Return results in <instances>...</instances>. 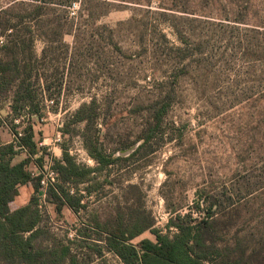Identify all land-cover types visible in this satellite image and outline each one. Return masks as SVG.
<instances>
[{"label":"rangeland","instance_id":"rangeland-1","mask_svg":"<svg viewBox=\"0 0 264 264\" xmlns=\"http://www.w3.org/2000/svg\"><path fill=\"white\" fill-rule=\"evenodd\" d=\"M0 38L33 98L31 108L15 103L16 88L1 93V118L14 126L22 106L37 108L42 155L93 171L69 186L60 176L84 209L56 212L48 197L43 254L68 239L77 264H123L96 253L94 226L143 228L133 245L155 242L152 231L171 240L212 207L225 224L218 250L264 264V0H0ZM133 144L143 147L118 156ZM96 148L122 160L100 169ZM30 195L22 188L13 207Z\"/></svg>","mask_w":264,"mask_h":264},{"label":"trees","instance_id":"trees-1","mask_svg":"<svg viewBox=\"0 0 264 264\" xmlns=\"http://www.w3.org/2000/svg\"><path fill=\"white\" fill-rule=\"evenodd\" d=\"M21 73L16 61L3 62L0 58V94L16 88L15 103L23 105L26 103L31 107L33 98L29 87L25 88L26 85H24L29 78L25 76L23 79L20 76ZM27 105L22 106V111L28 108L29 113H32V107L29 108ZM34 109L36 112L32 113L33 120L31 119V123L24 129L23 135L16 140L17 145L23 148V152L14 150L13 144L0 143V264H77V256L73 255L72 242L68 239H64L66 244L60 246V254L57 250L43 254L46 252L36 246L37 239L43 234V231L39 228L41 219L36 199L39 178H32L31 171L41 166L42 157L35 158L39 149L35 141L34 125L39 123L40 117L38 116L39 110ZM164 112L165 109L157 115L159 120ZM158 121L156 122L157 127ZM5 124V120L0 115V128ZM6 125L8 126V124ZM8 128L11 135L16 134L15 126L10 125ZM150 138L149 132L146 137L140 138V141L146 144ZM142 145L134 153L139 152ZM19 154L23 158L16 160L15 157ZM94 158L98 161L100 169L122 160L113 156L103 157L98 148L95 149ZM64 159L66 165L58 163L55 169L58 173V181L60 182L61 176L66 186H69L70 182L83 183L84 179L93 172L90 170L80 172L67 155L64 156ZM59 182L49 189V196L52 204L56 206V212H60L64 207L74 213L84 209L81 202L82 196L71 194L70 189L62 188ZM21 188L31 189V195L25 205L13 207L20 196ZM220 226L225 227V224L214 218L212 207H209L206 210V216L200 221L192 224L186 218L185 226L176 224L179 234L171 240L152 231L155 242L144 239L137 245H133L130 241L142 234L143 228L128 233L121 226L108 229L106 226L96 225L92 230L99 235L104 234V238L98 240V243L103 246H94L98 247L96 253L101 254V249L108 250L115 254L123 264H205L206 262L210 264H239L238 260H231L216 247L215 234ZM82 239V242L79 243L88 240L87 238ZM64 261L66 262L64 263Z\"/></svg>","mask_w":264,"mask_h":264},{"label":"built area","instance_id":"built-area-1","mask_svg":"<svg viewBox=\"0 0 264 264\" xmlns=\"http://www.w3.org/2000/svg\"><path fill=\"white\" fill-rule=\"evenodd\" d=\"M3 45V40L0 38V46ZM48 102L50 105L53 104V101H45ZM26 110V113L24 114V111ZM23 111V114L20 116H17L14 118L13 123L16 127V134L12 135L11 143L14 145V150L23 152V148L19 147L16 143L17 138L21 137L23 135L24 131V124L31 119V115L27 113L29 112L28 108H25ZM42 151V149H39V152ZM35 157H42L41 166L39 168H34L31 171V177L32 178H39V190L36 195L37 199V210L38 214L41 219V223H43L42 218H45L48 216L47 211V204H48V197H49V189L53 187L58 182V173L55 169L54 162L51 158H48L46 155H42V152L35 155ZM72 193V191L70 192ZM74 234L70 233L68 234V238L72 239Z\"/></svg>","mask_w":264,"mask_h":264},{"label":"water","instance_id":"water-1","mask_svg":"<svg viewBox=\"0 0 264 264\" xmlns=\"http://www.w3.org/2000/svg\"><path fill=\"white\" fill-rule=\"evenodd\" d=\"M137 148H138V145H134L131 148L118 153V156H120V157L128 156V155L132 154Z\"/></svg>","mask_w":264,"mask_h":264},{"label":"flooded vegetation","instance_id":"flooded-vegetation-1","mask_svg":"<svg viewBox=\"0 0 264 264\" xmlns=\"http://www.w3.org/2000/svg\"><path fill=\"white\" fill-rule=\"evenodd\" d=\"M134 145H135V144H133L132 146H134ZM132 146H129L127 149L131 148ZM127 149H126V150H127ZM98 150L100 151L101 149H100V148H98ZM134 152H135V151H134ZM134 152H133V153H134ZM130 155H131V154H130ZM130 155H128V156H125V157H121V158H126V157H129Z\"/></svg>","mask_w":264,"mask_h":264},{"label":"crops","instance_id":"crops-1","mask_svg":"<svg viewBox=\"0 0 264 264\" xmlns=\"http://www.w3.org/2000/svg\"><path fill=\"white\" fill-rule=\"evenodd\" d=\"M21 189H22V188H21ZM21 189H20V190H21ZM24 201H25V202H23L22 205H25V204L27 203L28 199H27V200L25 199Z\"/></svg>","mask_w":264,"mask_h":264}]
</instances>
